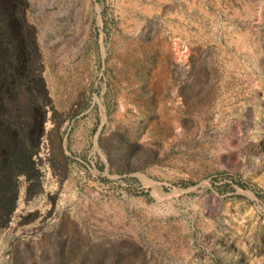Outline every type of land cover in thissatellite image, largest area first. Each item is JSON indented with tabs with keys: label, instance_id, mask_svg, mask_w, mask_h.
<instances>
[{
	"label": "rangeland",
	"instance_id": "rangeland-1",
	"mask_svg": "<svg viewBox=\"0 0 264 264\" xmlns=\"http://www.w3.org/2000/svg\"><path fill=\"white\" fill-rule=\"evenodd\" d=\"M24 3L48 110L0 264H264V0Z\"/></svg>",
	"mask_w": 264,
	"mask_h": 264
},
{
	"label": "trees",
	"instance_id": "trees-1",
	"mask_svg": "<svg viewBox=\"0 0 264 264\" xmlns=\"http://www.w3.org/2000/svg\"><path fill=\"white\" fill-rule=\"evenodd\" d=\"M24 4V0H0V220L4 222L13 210L17 176L38 181L33 155L48 110L44 84L35 76L36 51L32 30L24 24Z\"/></svg>",
	"mask_w": 264,
	"mask_h": 264
},
{
	"label": "flooded vegetation",
	"instance_id": "flooded-vegetation-1",
	"mask_svg": "<svg viewBox=\"0 0 264 264\" xmlns=\"http://www.w3.org/2000/svg\"><path fill=\"white\" fill-rule=\"evenodd\" d=\"M21 90H22V86H21ZM18 177V176H17Z\"/></svg>",
	"mask_w": 264,
	"mask_h": 264
}]
</instances>
